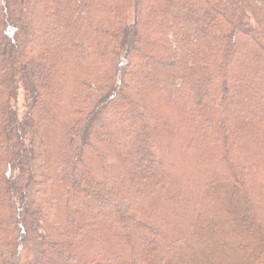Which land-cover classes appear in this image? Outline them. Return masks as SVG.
<instances>
[{
	"label": "trees",
	"instance_id": "trees-1",
	"mask_svg": "<svg viewBox=\"0 0 264 264\" xmlns=\"http://www.w3.org/2000/svg\"><path fill=\"white\" fill-rule=\"evenodd\" d=\"M0 264H264V0H0Z\"/></svg>",
	"mask_w": 264,
	"mask_h": 264
},
{
	"label": "rangeland",
	"instance_id": "rangeland-1",
	"mask_svg": "<svg viewBox=\"0 0 264 264\" xmlns=\"http://www.w3.org/2000/svg\"><path fill=\"white\" fill-rule=\"evenodd\" d=\"M133 15V14H132ZM245 207V206H244Z\"/></svg>",
	"mask_w": 264,
	"mask_h": 264
}]
</instances>
